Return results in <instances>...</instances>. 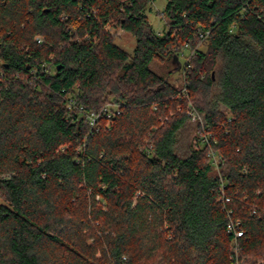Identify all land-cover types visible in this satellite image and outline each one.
Masks as SVG:
<instances>
[{
	"label": "trees",
	"instance_id": "16d2710c",
	"mask_svg": "<svg viewBox=\"0 0 264 264\" xmlns=\"http://www.w3.org/2000/svg\"><path fill=\"white\" fill-rule=\"evenodd\" d=\"M156 1L0 0V264H264V0Z\"/></svg>",
	"mask_w": 264,
	"mask_h": 264
},
{
	"label": "rangeland",
	"instance_id": "374dc122",
	"mask_svg": "<svg viewBox=\"0 0 264 264\" xmlns=\"http://www.w3.org/2000/svg\"><path fill=\"white\" fill-rule=\"evenodd\" d=\"M165 5H166L165 0H158L151 5V10L148 12L150 23L153 25L155 31L159 35H163L168 30V27L166 25V19L163 17V14H162V12L165 9ZM109 30L112 33V36L114 37L116 43L119 46H121L123 49H125L127 52L132 53L136 45V41L134 37L128 32L121 29L120 27H117V28L110 27ZM198 49L206 50V43L199 44ZM191 56L192 55H191L190 50L187 49L185 51V55L181 56L179 61L178 60L175 61L172 59H168L164 62L156 61V62L151 63V68L157 73L165 76L169 80L170 83L179 84L180 77L182 76V70L184 67V63L185 61L187 62ZM107 106L111 107L113 106V103H109L107 104ZM187 127H188L187 130H185L183 134V141L185 143L189 142V140L186 139V135L189 133V130L192 134V137L194 136V125L190 124ZM215 174L221 175V170L217 169Z\"/></svg>",
	"mask_w": 264,
	"mask_h": 264
},
{
	"label": "built area",
	"instance_id": "2783aa9c",
	"mask_svg": "<svg viewBox=\"0 0 264 264\" xmlns=\"http://www.w3.org/2000/svg\"><path fill=\"white\" fill-rule=\"evenodd\" d=\"M201 37L206 38L204 36V34H201ZM37 41L39 43L43 42L42 38H40V37H37ZM187 49L190 50L189 44L185 45L184 52ZM190 52H191L192 56H194L196 54V50H192V51L190 50ZM0 74H1V72H0ZM74 102H75V100H74L73 96H70L69 97L68 108H72ZM120 108H121L120 105H117V104H113V106H111V107L106 105L104 107V109L100 113L93 112V113L88 114L87 115V118H88L87 123H89L91 127L95 128L96 126H98V122H99V119L101 118V116L104 115V116H107L108 118H113V117H115V116H117V115H119L121 113V109ZM190 108H191L190 109V115H191L192 119L193 120H197L199 117H198V114H197L196 110L194 108H192V107H190ZM209 156L211 157L212 162L215 165V167L218 168L219 156H218L217 152L211 151ZM223 199L227 203L231 201L230 197L223 196ZM228 232L230 234H234L235 240H234L233 244H234V247L236 248V251H238V249H237V247H238L237 239L244 236V231L241 228V223L240 222H235V223L231 222L229 224V226H228Z\"/></svg>",
	"mask_w": 264,
	"mask_h": 264
}]
</instances>
